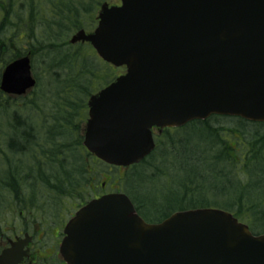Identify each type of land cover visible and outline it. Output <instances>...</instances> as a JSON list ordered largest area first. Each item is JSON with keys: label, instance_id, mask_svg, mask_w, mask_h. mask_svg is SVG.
Listing matches in <instances>:
<instances>
[{"label": "water", "instance_id": "obj_1", "mask_svg": "<svg viewBox=\"0 0 264 264\" xmlns=\"http://www.w3.org/2000/svg\"><path fill=\"white\" fill-rule=\"evenodd\" d=\"M97 26L70 43H90L125 72L87 103L83 146L115 167L154 149L152 128L181 127L212 115L264 123V0H120L103 3ZM35 86L28 56L6 66L5 94ZM66 264H264V234L230 213L175 212L146 223L123 193L93 199L66 223ZM30 242L8 240L0 264H21Z\"/></svg>", "mask_w": 264, "mask_h": 264}, {"label": "trees", "instance_id": "obj_2", "mask_svg": "<svg viewBox=\"0 0 264 264\" xmlns=\"http://www.w3.org/2000/svg\"><path fill=\"white\" fill-rule=\"evenodd\" d=\"M64 1L65 4L61 0H47L46 27L29 32V40L24 41L30 45L11 49L0 43V66L28 52L34 69L35 54L46 57L50 64L44 67L45 81L52 95L50 102H44L34 91L18 98L0 93V251L5 243L4 225H8L10 218L17 216L13 221L33 226L42 222L36 203L42 198V202L46 198L66 204L85 202L92 189L101 192L102 184L107 187L112 180L108 176L99 186L91 177L85 181L84 174H91L93 168L81 169L77 163L85 152L82 130L87 99L112 82L123 69L103 63L89 45L68 43V31H73V27L81 29L79 15L87 14L88 0L78 6L73 3L75 0ZM93 2L95 6L99 4ZM61 5L64 7L60 9ZM2 6L7 8L3 13L6 21L9 1L3 0ZM14 13L15 17L22 16L20 10ZM64 27L68 28L61 33ZM35 33L46 34V45L39 46ZM221 119L224 118L211 117L163 131L147 158L114 179V184H120L118 190L130 198L142 217L145 208L152 206L150 192L161 193L168 205L177 204V209L156 219H145L147 222H159L175 211L213 207L232 213L253 234L264 233V124L239 119H236L239 126L232 122V128L211 124ZM187 129L199 138L212 139L211 146L190 150V144L182 137ZM85 154L87 160L101 165ZM181 171L185 178L177 181ZM205 193H212L211 199L205 198ZM219 198L227 202H220ZM49 256L38 259L37 264H44L47 257L56 263L55 256Z\"/></svg>", "mask_w": 264, "mask_h": 264}, {"label": "rangeland", "instance_id": "obj_3", "mask_svg": "<svg viewBox=\"0 0 264 264\" xmlns=\"http://www.w3.org/2000/svg\"><path fill=\"white\" fill-rule=\"evenodd\" d=\"M64 2V0H61ZM93 1L98 2L99 4L97 6H95V3ZM108 2L109 4H116L119 2V0H75V2H73L75 4V6H78L79 4L84 5V2H87L88 6H86L87 9V14L83 15L80 14L79 17V21H81V29H85V30H89L92 29L95 26V19H96V14L99 10L100 5L103 2ZM37 3V1L34 2V4ZM64 6L61 5L60 9L63 8ZM46 10H49L48 8H46ZM91 15H94L92 18H90ZM59 22V21H58ZM57 22V23H58ZM33 28L35 31H37L38 26L36 24L33 25ZM65 28V27H64ZM68 27H66L64 30H62L61 33L65 32L66 29ZM9 31H11V29H9ZM69 32V38H68V43L69 40L72 38V36L76 33V30H74L73 27V31H68ZM7 31H4V36H8ZM3 37V36H2ZM46 34L45 36H40L39 38V46H44L46 45ZM77 45V44H75ZM32 59V56H30ZM35 60H36V64L34 65V69L33 70V76H35L34 78H36V87L34 88V94H40V99H42V101L44 100V102H46L47 100H49L52 97V95H50V89L46 86V75H45V68L47 66V64H50L49 60H47L46 57L39 55V54H35ZM100 89V88H99ZM28 99V98H27ZM26 99V100H27ZM52 99V98H51ZM53 102V101H52ZM25 103V102H24ZM232 122H234V124L236 126H239L238 121L236 119L232 120V119H221L220 121H216V122H212L211 124L214 125L217 123H219L220 125L218 126H223V127H230L232 128L231 124ZM254 128V127H253ZM185 136H182L185 140H187V142L190 144V150L195 151L196 148L202 149L205 147H209L211 146V142H213L212 139H206V138H199L196 133L195 134H191L190 133V129H187L184 132ZM203 150V149H202ZM82 157L80 159V162L77 163L79 168L81 169H91L93 168V172L91 174H84V180L86 181L87 178L91 179L93 178V182L99 186L100 182L105 181V179L110 176L112 178V180L107 184V188L105 191L108 192H114L116 190L119 189L120 184H114L113 182L115 178H117L118 176H122L126 170L125 169H121V170H117L111 167H108L106 165H99V164H94L91 160H87L86 159V154L85 152H83ZM208 157V155H207ZM209 160L206 163V168L207 166H209ZM180 163L183 164L184 161L180 160ZM206 170V169H205ZM87 171V170H86ZM185 178V174L182 173V171L180 173H178L177 176V181L182 180ZM85 183V182H84ZM120 183V182H119ZM86 185V184H84ZM98 189V188H97ZM172 191H176L175 188H171ZM107 193V192H105ZM213 194L212 193H205L204 197L207 199H211V196ZM40 196L41 193H40ZM54 196V194L52 195ZM149 197L153 198V201L150 202V204L152 205L151 208H145V212H144V219H156L159 218L160 216H162L163 214H167L172 212V210L177 209V204L176 203H172L171 205H168V202H166L162 196L161 193H157V192H150L149 193ZM43 199V198H42ZM42 199L40 202H36L38 203V207L41 211V217H42V222L38 221V223H34V225L32 226L31 224H27V226H24V223H19L16 221H13V219L17 216H15L14 218H10L9 219V223L7 226L4 225V234L3 237H7V238H12L14 235H18L19 233L23 234L25 232V230L29 235H31L33 237V244L31 246V253L32 255L30 256L31 262H34V264H36L38 262V259L40 260V256H48L50 254H52V256H54V252H57L58 250V245L59 242L61 240V232H62V225L63 223H65L69 218L71 213H73V204H66V202H54L52 203L50 198H46L45 203L44 200L42 202ZM228 200H230L227 197ZM220 202H227L224 199H220ZM46 202H50V203H46ZM51 205V206H50ZM63 206H65L63 208ZM66 217V218H64ZM65 219V220H64ZM64 221V222H63ZM55 259L53 258H46L44 259V264H57L58 261H55L56 263H54ZM39 264V263H38Z\"/></svg>", "mask_w": 264, "mask_h": 264}, {"label": "flooded vegetation", "instance_id": "obj_4", "mask_svg": "<svg viewBox=\"0 0 264 264\" xmlns=\"http://www.w3.org/2000/svg\"><path fill=\"white\" fill-rule=\"evenodd\" d=\"M8 1H9V3L11 4V6L13 8H17V7L21 6V0H8ZM35 1L39 2L40 0H26V3H25L24 11H25V14L27 15V17H26L27 18V22H26V24H24V27L28 28V29H30V26H31L32 22H33V24L38 25V27L43 26L44 23L46 22L45 16L43 15L41 9H39V12H38L39 18L37 19V17H36V9H34V7H33ZM4 11H5V8L0 6V19L2 18L1 15L4 13ZM31 17H33V21H32ZM36 19H37V21H36ZM18 21L20 22L22 20L19 19ZM2 25H3V22L0 23V29H1ZM1 30L4 31V29H1ZM0 36H4V35L1 34ZM0 40H1L0 41L1 44L3 42V43H5L6 45H9V46L14 45V39H13L11 33L8 34V38L7 39H1L0 38ZM26 44H28V42ZM102 187H104V184L102 185ZM92 192H93V195L96 194L93 191V189H92ZM46 203H50V202H46ZM52 203H54V202H52Z\"/></svg>", "mask_w": 264, "mask_h": 264}]
</instances>
